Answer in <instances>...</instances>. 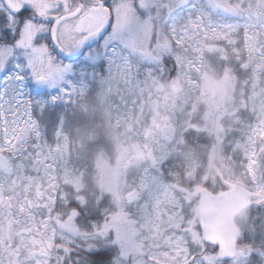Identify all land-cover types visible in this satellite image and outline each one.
<instances>
[{
    "label": "snow or ice",
    "instance_id": "6c2138e0",
    "mask_svg": "<svg viewBox=\"0 0 264 264\" xmlns=\"http://www.w3.org/2000/svg\"><path fill=\"white\" fill-rule=\"evenodd\" d=\"M0 264H264V0H0Z\"/></svg>",
    "mask_w": 264,
    "mask_h": 264
}]
</instances>
